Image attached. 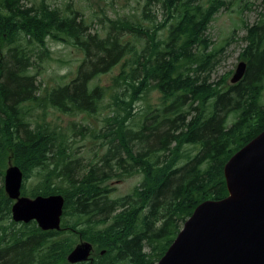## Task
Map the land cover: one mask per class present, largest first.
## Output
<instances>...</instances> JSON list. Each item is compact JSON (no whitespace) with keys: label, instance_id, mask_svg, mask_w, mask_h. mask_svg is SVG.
Segmentation results:
<instances>
[{"label":"trees","instance_id":"1","mask_svg":"<svg viewBox=\"0 0 264 264\" xmlns=\"http://www.w3.org/2000/svg\"><path fill=\"white\" fill-rule=\"evenodd\" d=\"M24 1L0 0V264H71L67 256L82 240L94 251L78 264H156L201 202L228 195L225 164L264 130V12L246 26L244 77L227 85L199 75L215 58L200 46L209 45L205 33L226 0H146L141 16L109 18L104 36L78 9ZM154 2L166 9L164 20L148 27ZM49 37L84 57L73 78L41 90ZM119 63L111 85L93 83ZM151 90L159 104L133 124L135 102ZM108 92L117 107L98 160L83 163L66 132L33 118L50 107L93 114ZM10 162L24 172L23 195L65 197L66 229L34 222L9 231L4 220L16 224L3 183ZM135 174L140 185L112 198V180Z\"/></svg>","mask_w":264,"mask_h":264},{"label":"rangeland","instance_id":"2","mask_svg":"<svg viewBox=\"0 0 264 264\" xmlns=\"http://www.w3.org/2000/svg\"><path fill=\"white\" fill-rule=\"evenodd\" d=\"M43 0H25L28 5L38 4ZM52 7H59L64 11L78 9L83 13L85 21L90 25L91 32H98L104 36L109 26V18L141 16L146 0H44ZM166 9L162 4L154 2L147 9V16L144 23L151 27L153 23L162 22ZM264 12V0H226V5L214 15L205 36L208 46L204 49L200 46V52L215 54V58L210 64L211 67L199 72L202 77L207 76L210 82L226 80V84H232L231 79L237 66L243 59L240 53L247 46L246 26L257 23ZM166 16V15H165ZM163 29L159 30V35L163 34ZM48 45L52 52V58L45 63L41 74L38 76L41 90L46 87L57 86L69 81L76 75L77 69L84 57L83 52L76 46L48 38ZM122 63L117 64L111 71L101 74L93 83L101 85H111L113 77L121 70ZM197 66V64H195ZM33 72H35L33 70ZM121 90V88H119ZM160 93L151 90L142 99L134 104V116L131 121L133 124L141 119V115L149 106L158 105ZM264 103V95L261 99ZM117 106L114 105L113 96L108 92L100 102V108L93 114L88 113H65L56 108H49L46 112L41 109L33 111V118H42L56 124L70 137L72 146L78 155L83 156V163H87L96 156L100 159L108 148L110 136L103 137L112 129L108 118L113 116ZM45 113V114H44ZM234 114L230 115L229 121H234ZM75 124V126H74ZM84 134V135H82ZM143 176L135 174L123 180H112L115 188L112 198H118L130 194L136 186H139ZM4 183V182H3ZM2 182L0 181V185ZM4 220V219H3ZM13 220V219H12ZM4 224L9 231L20 228V223L6 219ZM13 226V227H12ZM12 227V228H11ZM183 227V226H182ZM10 232V233H11ZM146 251L149 248H145ZM68 261V260H67Z\"/></svg>","mask_w":264,"mask_h":264},{"label":"water","instance_id":"3","mask_svg":"<svg viewBox=\"0 0 264 264\" xmlns=\"http://www.w3.org/2000/svg\"><path fill=\"white\" fill-rule=\"evenodd\" d=\"M247 62L241 61L231 79L239 82ZM228 195L201 202L185 221L156 264H264V130L239 149L224 166ZM24 172L9 163L4 189L14 202L15 222L36 221L43 230H60L62 194H22ZM94 245L79 242L68 254L71 264L90 260Z\"/></svg>","mask_w":264,"mask_h":264},{"label":"flooded vegetation","instance_id":"4","mask_svg":"<svg viewBox=\"0 0 264 264\" xmlns=\"http://www.w3.org/2000/svg\"><path fill=\"white\" fill-rule=\"evenodd\" d=\"M64 214V213H63ZM34 222H36V221H31V222H29V223H23V222H19L20 223V226H22V224H29V225H32ZM37 223V222H36ZM62 223H63V215H62V218H61V229H66V227H64L63 225H62ZM15 225V224H14ZM38 225V224H37ZM39 226V225H38ZM13 227V226H12ZM11 227V228H12ZM40 227V226H39ZM42 229V228H41ZM60 229V230H61ZM43 230V229H42ZM43 231H53V230H43ZM56 231H59V230H56ZM81 242V241H80ZM77 245V244H76ZM75 245V246H76ZM74 246V247H75ZM94 251V250H93ZM93 253V252H92ZM91 257H92V254H91ZM91 257H90V259H91Z\"/></svg>","mask_w":264,"mask_h":264},{"label":"bare ground","instance_id":"5","mask_svg":"<svg viewBox=\"0 0 264 264\" xmlns=\"http://www.w3.org/2000/svg\"><path fill=\"white\" fill-rule=\"evenodd\" d=\"M134 156V155H133ZM25 177V176H24Z\"/></svg>","mask_w":264,"mask_h":264}]
</instances>
